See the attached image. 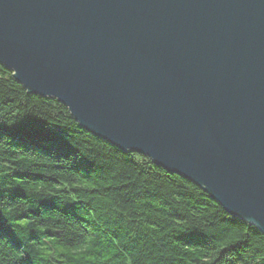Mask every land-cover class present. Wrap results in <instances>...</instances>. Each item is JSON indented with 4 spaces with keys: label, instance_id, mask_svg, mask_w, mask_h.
Returning a JSON list of instances; mask_svg holds the SVG:
<instances>
[{
    "label": "water",
    "instance_id": "water-1",
    "mask_svg": "<svg viewBox=\"0 0 264 264\" xmlns=\"http://www.w3.org/2000/svg\"><path fill=\"white\" fill-rule=\"evenodd\" d=\"M0 64L264 235V0H0Z\"/></svg>",
    "mask_w": 264,
    "mask_h": 264
},
{
    "label": "trees",
    "instance_id": "trees-1",
    "mask_svg": "<svg viewBox=\"0 0 264 264\" xmlns=\"http://www.w3.org/2000/svg\"><path fill=\"white\" fill-rule=\"evenodd\" d=\"M0 264H264V235L0 64Z\"/></svg>",
    "mask_w": 264,
    "mask_h": 264
}]
</instances>
